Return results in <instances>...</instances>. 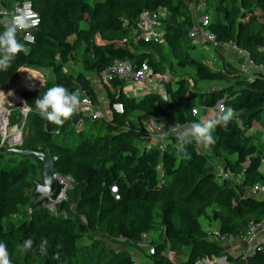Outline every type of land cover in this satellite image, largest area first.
Here are the masks:
<instances>
[{"label":"trees","instance_id":"trees-1","mask_svg":"<svg viewBox=\"0 0 264 264\" xmlns=\"http://www.w3.org/2000/svg\"><path fill=\"white\" fill-rule=\"evenodd\" d=\"M17 1L22 0H0V8L11 16ZM31 2L40 17L32 29L34 41L26 42L24 31L17 32L23 51L7 71H0V87L22 68L48 76L36 90L21 92L29 111L20 147H41L54 155L56 172L72 180V189L70 201H57L53 209L34 205L33 176L42 178V165L32 156L0 148V241L12 264H193L211 255H225L227 264H264V241L239 254L220 244L222 237H253L250 233L264 221V195L251 190L264 186V0H205L203 10L216 41L237 45L263 67L250 74L239 68L244 55L225 57L220 45L193 42L188 32L197 20L198 0ZM158 7L165 9L163 42L134 39L140 12ZM205 48L216 55L219 69L206 63ZM167 51L192 74L177 75L172 63L164 68L156 56ZM80 53L93 79L74 69ZM115 60L149 64L150 77L163 86L166 98L156 88L132 95L116 77L99 86L97 74ZM199 81L217 84L200 88ZM56 85L96 104L102 90L109 113L100 117L101 128L95 123L100 118L78 109L62 126L42 119L34 100ZM219 101L235 116L226 127L217 126L209 148L193 142L182 156L176 132H169L162 147L139 144L150 135L141 114L185 127L199 121L201 109H213L212 118ZM114 102L122 103V113L111 109ZM87 119L93 127L88 128ZM255 121L258 130L252 133ZM224 171L230 178L220 175ZM201 217L216 222L217 232L205 229ZM150 233L155 235L148 238ZM26 239L33 244L24 252L20 246ZM44 239L47 255L39 250Z\"/></svg>","mask_w":264,"mask_h":264},{"label":"built area","instance_id":"built-area-1","mask_svg":"<svg viewBox=\"0 0 264 264\" xmlns=\"http://www.w3.org/2000/svg\"><path fill=\"white\" fill-rule=\"evenodd\" d=\"M205 6V0H198L195 4V11L198 13L196 23H194L189 29V36L192 38L193 42L196 44L212 43V45H220L223 50V54L227 57L230 53H236L237 55H244L245 60L241 64V70L245 74H250L254 69H263V67L256 65L249 57L246 52L238 48L237 45L232 43H219L216 41L215 35L212 34L207 28L209 16L203 12ZM0 12L7 13L4 9L0 8ZM165 9L158 7L154 10L145 9L140 12L136 25L134 27V39H143L146 41H154L157 43L163 42L162 31L160 29L161 19L164 16ZM8 14V13H7ZM26 15L29 18V23L24 31V40L26 42L32 43L34 41V36L32 34V29L36 27L40 22V17L37 11H35L31 0H22L17 1L13 5L11 10V15ZM150 65L147 63H142L141 65H133L129 61H119L115 60L110 66L106 69L99 72L96 76L97 83H107L110 79L116 77L125 81L126 89L135 96L142 95L144 92L149 91L150 89H159L161 85L156 83L150 77ZM99 85V84H98ZM163 97L166 98V95L163 93ZM223 104L222 101H219L215 110H219V106ZM23 109L29 111V108L23 104ZM111 109L117 113L123 112V106L120 102H114L111 104ZM78 110H83L88 112L92 118H100L104 114L100 109L99 104L94 103L90 97L85 96L81 99V104L77 108ZM211 113L213 109L210 110ZM6 124V123H5ZM6 126V125H5ZM3 129V130H2ZM18 130V129H17ZM5 131L4 121L0 123V134ZM22 131L15 133V136L10 139V143L13 146L20 144V134ZM15 139V140H13ZM220 175L223 178H230L229 171L221 172ZM252 192L260 193L264 195V186L255 185L252 189ZM59 199V198H58ZM57 201H48L44 205L49 206L53 209L54 203ZM253 230V229H252ZM250 236H254L253 233H250ZM143 238H146V235H143ZM232 237H222L224 239H230ZM235 239V238H234ZM152 252V250H150ZM228 261L225 255L217 256H205L197 259L193 264H227Z\"/></svg>","mask_w":264,"mask_h":264},{"label":"clouds","instance_id":"clouds-1","mask_svg":"<svg viewBox=\"0 0 264 264\" xmlns=\"http://www.w3.org/2000/svg\"><path fill=\"white\" fill-rule=\"evenodd\" d=\"M0 25L3 30L0 31V71H7L14 61L17 54L23 51V45L17 40V32L28 26L29 18L26 15L0 12ZM81 104V98L75 91L69 92L63 85L50 87L43 96H38L34 100L35 110L38 115L49 123L62 126L64 122L70 119L78 106ZM194 115H198V109H192ZM235 112L231 107L219 106L218 112L208 119H202L190 123L188 126L176 132L178 152L182 156H187V145L195 142L205 148H209L215 143L213 132L217 126L226 127L234 119ZM33 241L26 239L20 246V250L27 252L32 248ZM48 241L44 239L39 245L42 254L48 253ZM0 264H12L7 245L0 241Z\"/></svg>","mask_w":264,"mask_h":264},{"label":"rangeland","instance_id":"rangeland-1","mask_svg":"<svg viewBox=\"0 0 264 264\" xmlns=\"http://www.w3.org/2000/svg\"><path fill=\"white\" fill-rule=\"evenodd\" d=\"M261 19H262V16H261ZM205 54H206V57H205L206 63L214 69H219L220 64H219V61H218L216 55L213 53H210L209 48H205ZM81 55L82 54L80 53L79 63H78V65H76V67H74V69L82 70L86 75L90 76V78L93 79V76L84 67L82 60H81ZM192 55H194L193 52H192ZM156 57H157L158 61L161 62L163 67L166 69H168L169 63H172V65L174 66V71L177 75H183L185 73L192 74V69H190L188 67L182 68L178 64H176V60H175L174 56L171 53H168V51L163 52L162 55H157ZM239 68L241 69V65H239ZM22 69L21 70L26 75H21L22 71H20L17 73V75L15 76V78L13 79L12 82L8 83L5 86L0 87V123L4 121V128H5V131H3L2 134H0V148L3 145H6L8 147H12L13 145L10 143V139H12L15 136V133H18L20 131H22L20 136H19L20 137V144H21L22 139H23L22 136H23L25 120H26V116H27V111H25L23 109V106L16 104L15 100H13L11 98V95H9V96L7 95V92L12 91L13 88H15V87H16V89H18L19 88L18 85H19L20 79L22 77H27V76L35 77V78L28 77V78H31L33 80V83L34 82L43 83L48 78V76H44L39 71L30 69V68H22ZM93 83L96 85L95 82H93ZM98 84H99V86H101V83H98ZM158 84H159V82H158ZM216 84H217V82H214V81H199L198 87L210 88L212 86H215ZM160 88L163 90L162 85L160 86ZM100 89H101V87H100ZM157 90H159V89H157ZM101 91L102 90H100L98 93V104H99L100 109L102 110L103 114L104 113L107 114V113H109V110H108V108H109L108 103L109 102H108V99L106 98V96L104 95V93ZM18 97H19L20 101L21 100L23 101V98H22L21 93L19 91H18ZM202 111L205 112L204 109H202ZM213 114L214 113H211L207 117L210 118ZM141 119L144 122L145 126L150 130V135L147 138L141 139L139 142L140 145L146 144L148 146H160V147H162L163 144L166 143V137L169 134V132L170 133L171 132H177L178 130L183 128V127L173 125L172 123L167 122L166 120H163L160 118H153V117L147 116L145 114H141ZM95 123H96V129L99 130L103 124V118H100ZM95 123L91 119L86 120V124H87L88 128L93 127V125ZM257 124H258V122L255 121V125L252 126V128L250 129L252 131V133H254L255 131L258 130L257 129L258 127L256 126ZM33 178L37 181H41V177L39 175L33 176ZM63 178H64V181H66L65 182L66 185H65L63 194L67 197V192L72 189V180L69 177H63ZM200 221H201L202 226L205 229H207L208 231L214 232V233L217 232L218 224L216 222L209 221L205 217H201ZM154 235H155L154 233H150L148 235V238H151ZM262 235H264V221L262 222ZM228 240H231V239H228ZM228 240L227 239L221 240L220 244L225 247V245L227 244L226 241H228ZM263 240H264V237H262V240H260V242H263ZM144 245H146V243H144ZM124 247H125L124 245L116 246V248H124ZM143 247H147V246H143ZM244 249L245 248H241L238 250L243 251ZM130 250H133V247H130ZM242 251L240 253H243ZM246 251H247V249H246ZM223 252H224V249L220 253L222 254Z\"/></svg>","mask_w":264,"mask_h":264},{"label":"water","instance_id":"water-1","mask_svg":"<svg viewBox=\"0 0 264 264\" xmlns=\"http://www.w3.org/2000/svg\"><path fill=\"white\" fill-rule=\"evenodd\" d=\"M42 83L34 82L30 85L19 86L18 91H33L40 87ZM18 105H23L24 101H16ZM22 143V142H21ZM21 144L17 146L8 147L3 145L1 149L9 153H18L25 156L34 157L35 161L39 162L42 167L41 172V181L36 182L34 195H36L34 205L45 204L48 201H60L66 200L70 201L63 192L66 185L64 178L60 176L55 169V160L56 157L50 153H45L41 147L34 149H25L20 147ZM59 198V199H58Z\"/></svg>","mask_w":264,"mask_h":264},{"label":"crops","instance_id":"crops-1","mask_svg":"<svg viewBox=\"0 0 264 264\" xmlns=\"http://www.w3.org/2000/svg\"><path fill=\"white\" fill-rule=\"evenodd\" d=\"M108 110H109V108H108ZM209 114H210V111L205 109V112H203L201 109L199 111V115H200L199 120L208 119L207 116ZM260 140H262L264 142V134H262V136L260 137ZM200 146H202V145H200ZM262 237H264V235H262V225H261V227L257 229V231L253 237H250L249 239H243V240L237 239V238H235V239L230 238L231 240L226 241L227 244L225 245L224 248L227 252H229L231 254H239L242 250L240 251L238 249L245 248L242 252L246 251V249L251 250L257 242H260V240H262Z\"/></svg>","mask_w":264,"mask_h":264},{"label":"bare ground","instance_id":"bare-ground-1","mask_svg":"<svg viewBox=\"0 0 264 264\" xmlns=\"http://www.w3.org/2000/svg\"><path fill=\"white\" fill-rule=\"evenodd\" d=\"M30 84H33V80L31 79V78H28V77H22L21 79H20V82H19V85L18 86H24V85H30ZM10 91V90H9ZM13 94H11V93ZM10 92H7V95L9 96V95H11V98L13 99V100H15V102L16 101H20V99H19V97H18V89H16V87L15 88H13V90L12 91H10ZM13 140H15V139H13Z\"/></svg>","mask_w":264,"mask_h":264}]
</instances>
